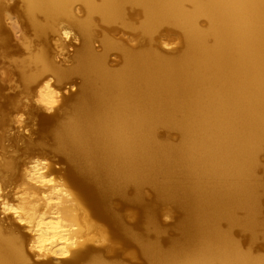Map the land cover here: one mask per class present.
Instances as JSON below:
<instances>
[{"label":"bare ground","instance_id":"obj_1","mask_svg":"<svg viewBox=\"0 0 264 264\" xmlns=\"http://www.w3.org/2000/svg\"><path fill=\"white\" fill-rule=\"evenodd\" d=\"M263 155L264 0H0V264H264Z\"/></svg>","mask_w":264,"mask_h":264},{"label":"rangeland","instance_id":"obj_2","mask_svg":"<svg viewBox=\"0 0 264 264\" xmlns=\"http://www.w3.org/2000/svg\"><path fill=\"white\" fill-rule=\"evenodd\" d=\"M163 40L164 43H167V45H164L163 48L166 49L167 51L170 52H175L178 49H180L183 46V40L180 37L179 33L177 31L174 30H166L164 35H163ZM47 112H51V111H47ZM24 122L22 123H15L14 124V130H12V133H16V134H30L33 130L31 128V124L27 125L26 127L24 126V123H26L28 121V115L25 114L23 116ZM36 124L33 126L36 132L35 136L38 134V123L37 121H35ZM15 135V134H14ZM262 161L264 162V155L262 156ZM154 196L153 192H148L147 198L148 199H152ZM163 214L161 215V218L159 220V224L163 226V230H162V235L163 236H167V235H172L174 236L175 234H177L178 229H177V225H178V220L180 217V211L176 208H174L172 205H164L161 207L160 210ZM132 220V218H131ZM237 234V232H236ZM241 235H237V237L239 238Z\"/></svg>","mask_w":264,"mask_h":264}]
</instances>
